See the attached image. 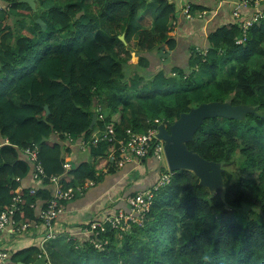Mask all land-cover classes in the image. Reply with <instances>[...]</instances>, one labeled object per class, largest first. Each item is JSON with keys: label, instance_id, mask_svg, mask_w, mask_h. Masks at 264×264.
I'll return each instance as SVG.
<instances>
[{"label": "trees", "instance_id": "obj_1", "mask_svg": "<svg viewBox=\"0 0 264 264\" xmlns=\"http://www.w3.org/2000/svg\"><path fill=\"white\" fill-rule=\"evenodd\" d=\"M2 1L0 213L11 220L44 225L40 213L53 196L52 177L60 178L63 191L97 183L102 158L108 173L115 172L118 140H126L128 130L144 133L156 120L170 126L205 102L252 108L239 120H205L187 143L206 160L237 167L231 177L222 172L220 196L179 170L155 191L141 224L123 231L104 223L88 236L56 234L43 246L15 251L6 264L40 256L48 264H264V0L257 6L246 0L238 16L233 9L232 22L212 30L204 50L192 48L186 66L152 74L139 73L129 53L144 69L148 54L162 60L176 48L177 10L169 0H37L35 11L19 0ZM189 7V14L209 10ZM257 9L262 15L244 35L241 26ZM127 65L135 70L130 78ZM106 133L115 140L94 143ZM70 137L87 145L88 159L75 161ZM27 149L36 151L43 171L38 184H25L35 170Z\"/></svg>", "mask_w": 264, "mask_h": 264}, {"label": "crops", "instance_id": "obj_2", "mask_svg": "<svg viewBox=\"0 0 264 264\" xmlns=\"http://www.w3.org/2000/svg\"><path fill=\"white\" fill-rule=\"evenodd\" d=\"M62 4L72 0H59ZM176 6V19L174 20V37L176 48L165 59L160 60L157 54L147 55L148 67L142 69L137 63L138 58H131L132 66L142 72L156 73L161 68L170 70L173 66H186L189 61L191 49L204 50L208 45V35L216 27L232 22L234 5L239 0H169ZM199 5L208 7V13L193 11L187 17L185 10L189 6ZM0 6L7 9L0 0ZM1 9V10H3ZM190 12V11H189ZM142 15V14H141ZM143 21V16L140 19ZM134 41V40H133ZM141 69V70H140ZM73 158L77 160L88 159V147L82 141L72 140ZM108 160L102 158L96 163V170L102 174L97 183L85 186H75V194L71 200L64 204V209L54 223L56 234L63 236H78L85 233L90 225L102 222L107 216L115 214L118 210L128 211L129 205L126 198L133 193L144 191L161 173V166L154 158H147L141 163L128 162L113 173H108ZM35 182L29 176L25 184ZM54 186L52 193H54ZM21 222V221H20ZM82 226H85L82 229ZM81 230V232H80ZM46 232L41 224L28 229L16 231L12 225H7L0 230V251L9 253V257L17 250L32 246H43L46 242ZM6 259V263L9 259Z\"/></svg>", "mask_w": 264, "mask_h": 264}, {"label": "built area", "instance_id": "obj_3", "mask_svg": "<svg viewBox=\"0 0 264 264\" xmlns=\"http://www.w3.org/2000/svg\"><path fill=\"white\" fill-rule=\"evenodd\" d=\"M247 3L246 0L238 1L234 5V15L238 16V10L241 6H245ZM256 3V2H255ZM3 7L0 6V10ZM185 14L187 17H191L189 14V10H185ZM261 13L255 14V17L252 20H246L241 28L243 34L246 35L247 30L250 26H252L253 22L261 17ZM242 40L239 39L237 42L240 43ZM156 125L153 128H149L144 133H135L131 130H128V138L126 140H118L120 155L118 158V164L121 166L125 165L128 162L136 161L137 163H141L143 160L153 157L155 160L159 162L161 166V173L158 181L152 188H149L145 191L137 192L136 194L130 195L126 198V202L129 205L128 211L118 210L115 214L107 216L102 222H97L90 225L85 229V233L88 235L96 232L97 228L103 231L104 223H109L112 226V229H121L125 231L123 228H129L131 223L141 224L145 214L148 212L153 199L155 197V191L159 188L164 187L169 184L172 178V174L168 168L166 163V157L164 153V143L161 139L157 137L158 126L164 122H159L156 120ZM100 139H105L107 141L115 140L113 134H103L102 137L100 135H95L94 143H97ZM74 140L73 138H69L68 141L70 143ZM110 151L114 152V148L111 146ZM30 160L33 162L35 170L32 173V179L34 182L38 184L40 182L39 177L42 176L43 171L39 162L36 159V151L27 149L25 152ZM165 160V165L163 163ZM69 167V164L66 165ZM51 183L54 186V193L52 198L48 201L46 207L41 211L40 217L43 220V227L47 229V240L52 239L56 236L54 231V223L61 214L64 209V203L68 200H71L74 196L75 187H69L67 190L63 191L62 183L60 182L59 177H52ZM80 186H76L79 189ZM114 226H113V225ZM7 225H12L16 231H21L22 229H28V226L20 221L11 220L8 213L1 212L0 213V230L4 229ZM22 228V229H21ZM127 230V229H126ZM87 235V236H88ZM91 243H95L96 247H101V244L91 240ZM9 257V253L6 251H0V264H6V259Z\"/></svg>", "mask_w": 264, "mask_h": 264}, {"label": "water", "instance_id": "obj_4", "mask_svg": "<svg viewBox=\"0 0 264 264\" xmlns=\"http://www.w3.org/2000/svg\"><path fill=\"white\" fill-rule=\"evenodd\" d=\"M36 1L19 0L21 3L28 4L34 11ZM119 38L125 42L124 34ZM45 109L49 113L47 106ZM250 112L252 108L247 104L232 105L230 102L213 101L201 103L188 112L181 113L170 126L161 123L157 128V137L164 143V153L169 170L171 172L179 170L192 172L199 179L200 185L220 196L224 187L221 163L206 160L189 149L187 143L193 140L195 133L207 119L223 117L239 120ZM95 118L91 127L95 123ZM30 264H48V262L46 257L40 256Z\"/></svg>", "mask_w": 264, "mask_h": 264}, {"label": "rangeland", "instance_id": "obj_5", "mask_svg": "<svg viewBox=\"0 0 264 264\" xmlns=\"http://www.w3.org/2000/svg\"><path fill=\"white\" fill-rule=\"evenodd\" d=\"M262 0H257L256 1V3H255V6H257L260 2H261ZM256 13L257 14H259V13H261L262 14V12L260 11V10H256ZM138 22H140V17L137 19V23ZM134 40V36L132 37V43L134 42L133 41ZM135 52H133V50L129 53V56H130V58H135V54H134ZM135 60H136V58H135ZM141 70V69H140ZM135 70L132 68V67H130L129 65H127L126 66V68H125V73H126V76L128 77V78H130V76L133 74V72H134ZM142 71H144V70H142ZM142 71H140V72H142ZM224 75L226 76V77H229V72L228 71H224ZM204 79H206L205 77H204ZM200 84H206V81H203L202 83H200ZM133 94H134V92H132ZM108 160V159H107ZM163 163H164V165H165V160H163ZM221 168L223 169V171L222 172H226V176H229V177H231V171L232 170H235V169H237V167L236 166H234V167H232V166H229V165H227V166H222L221 165ZM223 181H224V179H223ZM243 211L244 212H248L247 211V209H248V207H246V206H244L243 208ZM238 213L239 214H241L242 215V213H240V211H238ZM237 213V214H238ZM240 215V216H241ZM113 225V224H112ZM114 226V225H113ZM22 229V228H21ZM124 230H126V229H128V228H123ZM22 230H24V229H22Z\"/></svg>", "mask_w": 264, "mask_h": 264}]
</instances>
